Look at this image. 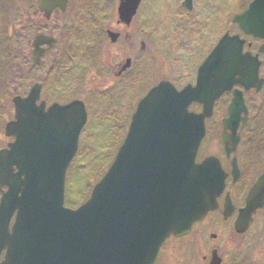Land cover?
Listing matches in <instances>:
<instances>
[{"label": "water", "instance_id": "1", "mask_svg": "<svg viewBox=\"0 0 264 264\" xmlns=\"http://www.w3.org/2000/svg\"><path fill=\"white\" fill-rule=\"evenodd\" d=\"M234 21L264 38V0H253ZM244 42L239 35L223 36L201 66L197 86L178 91L165 82L150 90L111 167L77 209L65 206V180L87 122L84 103L46 109L44 102L37 104L38 84L27 97L16 96L15 119L6 127L15 140L0 150V254L7 250L0 264H153L171 234L189 233L216 208L224 188L217 158L196 162L205 118L234 82L246 88L263 83L258 58L243 52ZM193 100L204 104L203 112H189ZM241 111L243 95L235 91L229 121ZM224 140L228 144L226 131ZM262 207L264 173L236 230L245 232Z\"/></svg>", "mask_w": 264, "mask_h": 264}, {"label": "flooded vegetation", "instance_id": "2", "mask_svg": "<svg viewBox=\"0 0 264 264\" xmlns=\"http://www.w3.org/2000/svg\"><path fill=\"white\" fill-rule=\"evenodd\" d=\"M206 1L210 0H46L45 4L33 0L29 2L33 24H24L18 32L25 42L23 56L24 52L31 55L32 65L28 70L19 66V83L24 86L25 74L35 72V81L41 82L42 88L38 103L44 101L46 106L74 99L83 100L87 106V97L91 96L88 94L93 91L97 93L100 109L113 115L109 119L119 125H129L140 100L155 86L166 82L182 90L197 85L201 66L219 41L211 34L216 27V16ZM205 14L207 20L202 23ZM228 19L230 24L224 33H233L232 17ZM202 24L211 31L210 41L215 39L210 47L200 46L199 39H188V32ZM235 31L246 39L244 50L256 55L264 40L245 36L238 25ZM7 35V27H3L0 52L5 53ZM258 58L259 75L264 79V53ZM79 62L80 68L73 66ZM66 72L72 73V79L62 87L67 91L58 93L52 85L53 77L59 74L65 81ZM234 91L242 92L246 111L229 121ZM75 92L80 96L74 95ZM25 93L26 96L28 92ZM188 109L199 113L203 103L193 100ZM225 121L231 127L227 129L230 151L222 139ZM209 156L219 158L226 175L225 188L216 197L218 207L204 221L193 225L194 229L196 224H206L211 218L217 223L215 232L211 231L213 226L209 229L210 238L217 244L199 250V259L202 264L213 260H220V264H241L248 255L240 262L242 252L236 254L223 246L226 238L234 234L247 236L264 215V208H258L248 232H235L234 223L253 185L264 172V85L257 90L234 82L216 99L211 116L206 119V136L197 161ZM181 238L172 237V240ZM261 254L264 257V248Z\"/></svg>", "mask_w": 264, "mask_h": 264}, {"label": "rangeland", "instance_id": "3", "mask_svg": "<svg viewBox=\"0 0 264 264\" xmlns=\"http://www.w3.org/2000/svg\"><path fill=\"white\" fill-rule=\"evenodd\" d=\"M31 1L33 0H12L8 4L6 0V8L3 7L2 1L0 0V41L2 40V28L7 27L8 32L7 41L5 42L7 48L5 49V53L0 52V86H3L4 88V92L2 93V88H0V148L5 146L8 140L5 136V125L7 121L13 117V96L17 93L24 94V91L29 89L37 79L35 72H31L30 74H25L23 78L25 82L24 86L19 83L21 76L19 66L21 68V65H23L24 69L28 70L32 65L30 60L31 55H25L24 52L23 56L25 42L21 40L18 35L19 30L24 28V24H33L32 8L29 7L31 4H29V2ZM248 1L250 0L206 1L212 9V15L214 18L216 16L214 21V26L216 27L214 33H211L215 39H218L224 33V29L229 27L230 23L228 17H234L235 14L245 9ZM31 7H33V4ZM6 18L8 19L6 20ZM202 19V23L207 20L206 14L205 18L203 17ZM205 27H207V25L202 24L199 27L195 26L192 28L188 32L190 33L188 39H191L192 41H194V39L195 41L199 39L200 46L206 44V48V46L210 47L215 39L210 41L212 36H210L209 33L211 31L209 28ZM232 27L234 32L236 26L233 24ZM30 32L31 30L29 33ZM201 51L205 53V50L203 51V49H201ZM175 55L176 54L171 56L170 60L173 59ZM5 61L7 63L11 62L9 69L8 64H4ZM73 66L80 68L82 63L79 62L77 65L75 64ZM42 72H44V70H42ZM65 74L66 75L63 77H65L66 82L63 81L62 75L56 74L53 77L54 84L52 85L58 93H64L61 92L62 90L67 91V88L62 87L70 83L72 79V73L71 75L68 72ZM59 77H61V79ZM79 94H77V92L74 93V95ZM96 94L92 93V91L88 94L91 95L90 97H87L88 112L90 115L89 121L80 137L79 150L76 160L72 163L73 167L70 166L67 172V189L68 177L72 176H81L80 178L85 185L82 192L78 185L77 187L76 185L74 186V188L76 187V191L74 190V192H77V195L71 192L67 193L69 198H75V196H78L79 199L77 204H69L70 207H76L81 204L83 201L80 200V197H83L87 191L90 195L92 184L99 179L101 174L105 172L109 164L112 162L120 143L124 139L127 128V126L123 124H114L110 119L105 120L104 118H101L102 116L98 114L100 111L98 110L99 103ZM218 135L219 132L216 133V140H218ZM71 168L72 170L70 171ZM92 171L96 172L93 173ZM84 174L87 183L84 182L82 178ZM74 179L75 178H71L72 181H74ZM79 182L77 184H79ZM66 204L68 203L66 202ZM214 222V219L211 218L206 224L198 223L194 226L193 233L188 237L179 240H172L166 243L155 264H202L199 259V250L203 251L212 244H217L212 241L209 235L211 231L215 232L214 230L217 228V223ZM212 226L213 229L209 231ZM224 244L225 246L223 247L226 248L227 251L231 250L232 252H236V254L242 252L243 255H248L241 264H264V257H262L261 254V251H263L264 248V215L259 217L258 221L251 228L247 236L242 238L234 234L229 238L227 237ZM229 262H231V260H229Z\"/></svg>", "mask_w": 264, "mask_h": 264}, {"label": "trees", "instance_id": "4", "mask_svg": "<svg viewBox=\"0 0 264 264\" xmlns=\"http://www.w3.org/2000/svg\"><path fill=\"white\" fill-rule=\"evenodd\" d=\"M88 172V171H87ZM86 172V173H87ZM93 173H95L96 171H92ZM81 176H76V177H69V180H68V192H71V193H75L74 190L76 191V187L77 185H79L82 180L80 178ZM71 178H75L74 181L71 180ZM85 178V174L83 176V179ZM71 180V181H70ZM80 181V182H79ZM79 182V184H77ZM76 185V187L74 188V186ZM79 187V186H78ZM85 187V185H81V187H79V189L81 190V192L83 191V188ZM76 195L78 194L77 192L75 193ZM85 197H87V195L85 194L83 197H80V200H83L85 199ZM76 199V200H75ZM79 202V199H78V196H75V198H69L68 199V203L70 205H74V204H77Z\"/></svg>", "mask_w": 264, "mask_h": 264}]
</instances>
